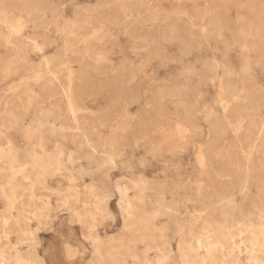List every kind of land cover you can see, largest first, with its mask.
I'll return each instance as SVG.
<instances>
[{
    "label": "rangeland",
    "instance_id": "rangeland-1",
    "mask_svg": "<svg viewBox=\"0 0 264 264\" xmlns=\"http://www.w3.org/2000/svg\"><path fill=\"white\" fill-rule=\"evenodd\" d=\"M263 9L0 0V107L14 98L28 112L0 125L11 142L0 145V264H264ZM86 71V97L70 99L88 124L27 130L46 86L67 118L61 90Z\"/></svg>",
    "mask_w": 264,
    "mask_h": 264
},
{
    "label": "bare ground",
    "instance_id": "bare-ground-1",
    "mask_svg": "<svg viewBox=\"0 0 264 264\" xmlns=\"http://www.w3.org/2000/svg\"><path fill=\"white\" fill-rule=\"evenodd\" d=\"M108 3V2H107ZM110 4V3H109ZM19 6V5H18ZM108 6V5H107ZM139 6V5H138ZM10 7V6H9ZM14 7V6H13ZM137 8V7H136ZM147 10V9H146ZM264 12V9L262 10ZM76 14V13H75ZM141 15V14H140ZM77 16V15H76ZM114 17V16H113ZM77 18V17H76ZM97 19V18H96ZM106 20L108 18H105ZM114 19V18H113ZM123 19V18H122ZM117 20V19H116ZM141 20V19H140ZM113 21V20H112ZM136 21V20H135ZM78 22V21H76ZM114 22V21H113ZM106 23V22H105ZM140 23V22H139ZM208 25L210 27V29L214 30L216 33H219L221 31V22L219 20V18L216 16L214 18H209L208 19ZM122 24V23H121ZM134 24V22H133ZM132 24V25H133ZM104 25V24H103ZM107 25V24H105ZM110 25V24H109ZM113 25V24H112ZM118 25V24H117ZM128 26V25H127ZM131 26V25H130ZM83 27V26H82ZM134 27V26H133ZM131 30V29H130ZM134 30V29H133ZM140 30V28H139ZM136 31V30H134ZM138 33V32H137ZM160 35V34H159ZM128 36V35H127ZM133 36V35H132ZM138 37V36H137ZM150 37V36H149ZM164 38V37H163ZM170 39V38H169ZM142 40V39H141ZM140 40V41H141ZM174 40V39H173ZM145 41V40H144ZM162 41V39H161ZM164 41V40H163ZM175 42V41H174ZM202 42V41H201ZM163 43V42H162ZM194 43V42H192ZM153 44V43H152ZM151 44V45H152ZM34 45V44H33ZM157 45V44H156ZM164 45V44H163ZM181 45V44H180ZM162 46V45H161ZM186 46V45H185ZM190 47V46H189ZM182 49V48H181ZM159 51V50H158ZM157 52V51H156ZM154 53V52H153ZM159 53V52H158ZM60 54V53H59ZM188 54V53H187ZM155 55V54H154ZM157 57V56H156ZM58 58V57H57ZM56 58V59H57ZM60 59V58H59ZM71 59V58H70ZM62 61V60H61ZM71 62V60H70ZM81 63V62H80ZM87 63V62H86ZM86 66V65H85ZM204 66V65H203ZM50 67V66H49ZM207 67V66H206ZM121 68V67H120ZM225 68V67H224ZM83 69V68H82ZM208 72V71H207ZM119 76V75H118ZM53 77V76H52ZM77 78V77H76ZM88 78V73L87 71L83 73V75L81 74V76H79L78 81L77 83L75 84H70L67 89H62L61 93L63 94V97L67 100V103H68V107H69V115L67 118H64L62 116V103L64 101V99H61L60 97L58 99H56V96L58 94H60V91L58 88L56 87H53L52 85V88L49 87V86H46L45 88H43L40 93H39V96L36 100H34L32 103H31V106L30 108L33 109L34 111V117L30 123V125L28 126L27 130L29 131H33V130H38V129H41L42 127H46L48 125H53L55 123H58L59 125V128L60 129H75L76 131H81L82 128L84 127V125L88 124V120L87 119H84L86 118V116L84 118H78L76 115H75V107L70 99V96L71 94L74 95V97L76 99L79 100V102L82 104L83 100H84V97H86V94H87V91H86V88H85V82ZM116 78V77H115ZM125 78V77H124ZM54 79V77H53ZM118 79V78H117ZM122 79V78H120ZM129 79V78H128ZM125 80V79H124ZM57 81V80H56ZM89 81V80H88ZM119 82L121 80H118ZM51 82V81H50ZM113 82V81H112ZM126 82V81H125ZM87 83V82H86ZM89 84V83H88ZM115 84V83H114ZM226 84V82L224 83ZM121 85V84H120ZM62 86V85H61ZM114 86V85H113ZM89 88V86H87ZM102 87V86H101ZM181 87V86H180ZM186 87V86H185ZM87 88V89H88ZM103 88V87H102ZM111 88V87H110ZM100 89V88H99ZM172 89V88H171ZM176 89V88H175ZM182 89V88H181ZM14 90V89H13ZM12 90V91H13ZM39 90V89H38ZM111 91V90H110ZM157 91V90H156ZM164 91V90H163ZM167 91V90H166ZM6 92V91H5ZM100 92V91H99ZM26 93V92H25ZM29 95H34V92L33 90H28L27 92ZM101 93V92H100ZM124 93V92H123ZM151 93V92H150ZM149 93V94H150ZM162 93V92H161ZM11 94V93H10ZM127 94V92H126ZM129 94V93H128ZM181 94V93H180ZM114 95V94H113ZM117 95V94H116ZM130 95V94H129ZM160 95V94H159ZM173 95H175V93H173ZM190 95V94H189ZM6 96V95H5ZM162 96V95H161ZM166 96V95H165ZM170 96V95H169ZM173 97V96H172ZM187 97V96H186ZM154 98V97H152ZM157 98V97H156ZM155 98V99H156ZM162 98V97H161ZM175 98V97H174ZM51 99V100H50ZM130 99V98H129ZM184 99V98H183ZM15 100L17 99H10V101L8 102L7 105H4V107H0V121L1 123L3 124H0L1 127L4 126V124H7L9 126H12V127H20V126H23L24 124V118L26 115H28V112L26 113H22V111L19 110V107L18 105H16L15 103ZM136 100V99H135ZM159 99H157L158 101ZM175 100V99H174ZM226 101V100H225ZM30 102V101H28ZM134 102V101H133ZM137 102V101H136ZM162 102V101H161ZM176 102V101H175ZM185 102V100H184ZM21 103H22V100H21ZM47 103H49L50 107L49 109L47 110L46 109V106H47ZM135 103V102H134ZM159 103V102H158ZM18 104V102H17ZM24 104V103H23ZM81 104L79 106H81ZM152 104V103H151ZM160 104V103H159ZM21 105V104H20ZM166 105V104H165ZM24 106V105H22ZM153 106V105H152ZM258 106V105H257ZM25 107V110L26 109H30V108H26ZM78 108V107H77ZM108 108V107H107ZM156 110V109H155ZM162 110V109H161ZM78 111V110H77ZM108 111V110H107ZM188 111V110H187ZM186 111V112H187ZM79 112V111H78ZM182 112V111H181ZM184 113V111H183ZM180 115V113H177L179 114L180 116V120L182 121V123H185V124H188V125H191V124H194L193 121L188 117L186 116L185 114L183 115ZM144 114V113H143ZM145 115V114H144ZM149 115V114H148ZM154 116V115H153ZM156 116V115H155ZM154 116V117H155ZM177 116V115H176ZM83 117V116H82ZM178 117V116H177ZM141 118V116H140ZM161 118V117H160ZM165 118V117H164ZM71 121L72 124H70L68 121ZM150 120V119H149ZM179 120V122H180ZM214 121V120H213ZM212 121V122H213ZM91 122V121H90ZM90 124V123H89ZM147 124V123H146ZM151 124V123H150ZM222 124V123H221ZM0 127V145H5V146H10V140L8 137L5 136L3 130L1 129ZM210 127V126H209ZM244 128V127H243ZM225 129V128H224ZM224 129L223 127L217 123L216 121L214 123H212V126H211V132L213 134V139L214 140H217L221 135L224 134ZM257 130V126L253 123H249L248 126H246V129H245V133L243 134V140H244V143L246 144L249 140H251L255 134ZM86 133H84L85 135ZM224 136V135H223ZM222 136V137H223ZM256 138V137H255ZM220 139V138H219ZM242 140V141H243ZM219 141V140H217ZM216 142V141H215ZM214 144V143H213ZM236 147V146H235ZM247 147V146H246ZM206 148V147H205ZM234 148V147H233ZM243 149V147H242ZM210 152H213L211 149H210ZM207 156V164H209L210 162V159L209 158V153L206 154ZM106 158V156H104ZM202 157V156H201ZM203 158V157H202ZM211 166V165H209ZM243 189V185L242 183L238 184L237 186L233 187V190H231V195L233 194V192L235 191H238V192H241ZM210 197V196H209ZM212 198V197H210ZM224 199V198H223ZM129 208V207H128ZM131 210V209H130ZM113 261V260H112Z\"/></svg>",
    "mask_w": 264,
    "mask_h": 264
}]
</instances>
